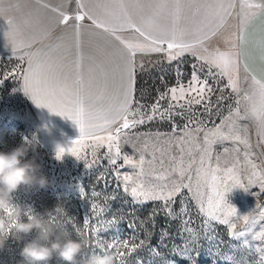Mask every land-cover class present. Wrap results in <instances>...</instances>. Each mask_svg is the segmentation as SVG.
Instances as JSON below:
<instances>
[{"label":"rangeland","instance_id":"1","mask_svg":"<svg viewBox=\"0 0 264 264\" xmlns=\"http://www.w3.org/2000/svg\"><path fill=\"white\" fill-rule=\"evenodd\" d=\"M239 11V8L236 10ZM238 15L226 26L223 37L225 40L237 30ZM142 67L137 68L136 93L133 103L142 106L141 111L151 114V107L156 103L161 94L165 98L160 100V112H164L171 101V88L179 84L188 86L192 79L195 65L196 75L200 80H207L212 89L210 96L211 111H205L204 104H193L191 111L186 108H172L171 118H161L158 114L153 119L134 128L125 130L121 136L120 149L122 155H128L133 161H138L141 155L145 158L144 174L138 168H133L122 159L114 165L111 163L107 146L93 148L95 141L85 139L81 145H75L79 152L73 154L67 151L77 139L58 137L46 132L31 117L19 91L21 74L20 60L9 55H0V150H9L17 146L24 139L37 140L38 163L43 166V172L49 179L47 188H36L32 191H20L15 197V202L24 206L27 215L45 214L46 219L57 230L65 231L72 239L87 240L88 247L84 258L90 255L112 256L113 264H120L123 259L125 264H189V260L176 254L177 250L185 248L191 252L194 264H259V255L252 254L241 247V241L234 240L228 226L217 221H212L211 226L205 224L206 217L200 213L201 197L198 192H204L206 202L210 188L204 177L198 181L197 170L201 168L200 159L204 157V169L208 170L209 163L214 169L219 165L221 171L217 173L224 179V169L236 165L237 171L242 176H247L251 168L244 159L245 152H249L251 160L264 169V152L259 144L255 126L249 120H238L230 115V110L235 108L236 94L227 87V77L220 78L217 69L209 71V65L189 54L169 61L165 53H156L145 60L139 59ZM240 73V88L247 89L248 83ZM222 97V99L218 98ZM189 99L186 97L185 100ZM185 100L179 101L184 104ZM243 111V109H241ZM129 119H133L129 117ZM235 122L241 136L247 135L251 148L246 149L243 144L233 139H220L210 137V145L204 143V131L194 133L195 140L185 136V126L195 129L202 124L205 131L214 126L222 125V130L228 132L229 126ZM245 128L247 132L245 133ZM159 133L160 135H157ZM199 145V148H197ZM59 148H64V153H58ZM181 148L184 149L181 152ZM191 148V154H189ZM207 149V150H206ZM227 149L228 151H225ZM239 149V151H235ZM155 160L152 163L148 161ZM183 156L185 177L187 183L191 177V188H182L170 203L173 217L169 214L161 201H134L130 194L131 184L126 185L125 177H131L134 182L143 181L145 186L171 184L178 178V173L172 171L179 158ZM172 157H176L173 160ZM191 162V168L188 164ZM166 179H158L160 176ZM128 188V191L125 188ZM221 192H225L222 183L218 184ZM83 188V192L80 191ZM227 201L238 209L239 215H247L253 209L256 218L254 231H259L264 225V218L257 213L264 209V189L259 185H252L248 191L234 188L229 182ZM185 208V212L181 209ZM28 217H24L27 222ZM89 221L88 232L84 234V221ZM113 221H115L113 223ZM184 221L187 227L198 234L194 244L190 233L184 230ZM251 223V221H250ZM249 225L243 221L236 222V232L244 230ZM76 228L80 229L77 234ZM96 231L93 232L92 230ZM33 232L24 241L9 237L5 248L0 251V264H22L20 255L24 244L36 237ZM127 240L129 245H143L119 257L116 248L107 249L110 243ZM99 242V243H98ZM232 257L233 259H228ZM50 264H65L58 258H53Z\"/></svg>","mask_w":264,"mask_h":264},{"label":"snow or ice","instance_id":"2","mask_svg":"<svg viewBox=\"0 0 264 264\" xmlns=\"http://www.w3.org/2000/svg\"><path fill=\"white\" fill-rule=\"evenodd\" d=\"M42 3V0H37ZM77 10L74 14L63 11L60 7H54L47 3H42L44 8L50 9L59 17L57 25L69 26L74 30L76 59L74 67L53 61L51 58H42V50L25 51L33 49L37 43L34 37L25 36L12 19L7 23L11 32L8 34L12 43L22 51L21 60L27 63V68L22 73L23 90L30 96L38 107L47 108L55 115L71 119L79 128L80 137L67 148V151L78 154L79 150L74 147L81 145L85 139L95 141L93 148L107 146L109 158L112 164H116L118 159H122L126 164L133 168H138L137 175L144 174L145 158L143 155L138 161H133L128 155H122L120 149V139L125 135V130L134 128L138 124H143L147 120L153 119L156 115L161 118H171L172 108L181 107L191 111L193 104H204L205 111H211L210 96L212 89L208 86L207 80H200L196 75L195 65L192 79L187 87L179 84L176 88H171V101L164 112H160V100L165 98V94L157 99L151 107V114H146L137 105L133 108L134 96L136 91L137 68L142 67V63L137 62V55H150L152 53H165L166 58L171 61L191 53L199 60L209 65V71L214 67L220 78L227 77V87L231 88L236 94L235 108L230 110V115L226 119H231L234 115L238 120H249L255 126L259 142L264 143V21L258 30L259 34L249 36L248 28L250 23L264 15V0H89L91 7L84 3V0H76ZM19 3L15 5H5V0H0V16L7 11L18 10ZM237 8L239 11L237 12ZM233 14L238 15L239 24L237 30L231 34L224 42L227 49L221 50L219 47L210 48L209 41L216 37L226 26L229 18ZM85 18L91 21L88 27L101 29L107 33L112 40L119 43L113 51V56L118 58L111 64L110 69L98 65L100 76L103 77V90L93 95V89L101 87L100 79L96 75H90L87 81L82 72V61L84 53L82 51L81 34L84 27ZM132 31L136 34L132 40L125 39L120 33ZM20 39L17 40L16 36ZM111 41H106V45ZM166 46V48H165ZM249 46L253 47L258 55H250ZM59 47V46H57ZM51 50V49H50ZM206 55H200V53ZM255 63L257 60L261 67L259 74L251 67L249 61ZM241 70L244 72V81L248 83L247 89L239 86ZM112 82L114 91L109 92V82ZM75 91L74 99L70 98V93ZM186 97L189 99L185 100ZM107 100V106H102L101 101ZM222 99V97L218 98ZM185 100L184 104L179 101ZM243 109V111H241ZM132 117L133 119H129ZM238 125L233 122L229 126L228 132L222 130V125L214 126L205 131L202 124H198L195 129H188L185 126V136L191 140L183 143H191L195 140L194 133L204 131V143L210 145L214 142L210 137L219 136L220 139H233L239 141L246 149L251 148L250 140L247 135L241 136L237 130ZM247 128H245V133ZM157 135H160L157 133ZM199 148V145H197ZM184 151L183 148L180 149ZM207 150V149H206ZM64 148H59L58 153H64ZM225 151H228L225 149ZM239 151V149H235ZM191 154V148H189ZM250 153L245 152L244 159L251 171L247 176H242L237 171L236 165L224 169V179L217 175L221 171L219 165L212 169L211 164L205 170L203 155L200 159L201 168L197 170L198 181L204 177L210 188L206 202L203 197L204 192H198L201 197L199 211L206 217L205 224L209 227L212 221H217L227 225L230 236L237 241H241V247L252 254L259 255V264H264V225L259 231H254L251 225H255L256 218L253 216V209L247 215H239L237 208L232 206L226 199L229 182L233 189L241 188L248 191L252 185H259V189H264V169L254 163L250 158ZM176 160V157H172ZM155 157L148 163H152ZM191 168V162L188 169ZM172 171L178 173V178L173 179L171 184L148 185L143 181L134 182L131 177L126 176V185L131 184L130 194L134 201H161L167 208L170 215L175 216L170 208V203H174V197L181 192L182 188H191V177L184 183L185 167L183 156L179 158ZM160 176L158 179H166ZM222 183L225 192H221L218 184ZM126 191L128 188L126 186ZM83 192V188H80ZM186 209L182 208L181 212ZM264 218V209L257 213ZM243 221L249 227L240 232H236V222ZM251 221V223H250ZM115 221H113L114 223ZM184 230L190 233L191 239L195 244L198 234L190 227L188 221L183 222ZM89 221H84V234L88 232ZM93 232L96 230L93 229ZM77 234L80 229L76 228ZM99 243V242H98ZM143 245H129L127 240L110 243L107 251L116 248L119 257L123 258L126 253L120 251L121 248L133 252L136 248ZM176 254L183 259L189 260V264H194L191 252L185 248L183 251L177 250ZM228 259L232 260V257ZM120 264H125L123 259ZM234 264H239L235 261Z\"/></svg>","mask_w":264,"mask_h":264},{"label":"crops","instance_id":"3","mask_svg":"<svg viewBox=\"0 0 264 264\" xmlns=\"http://www.w3.org/2000/svg\"><path fill=\"white\" fill-rule=\"evenodd\" d=\"M16 3H19L20 5L18 10L13 8V10L7 11L3 16H0V55H9L20 60L21 74L19 91L33 120L42 129L52 135L69 139H79V128L71 119L55 115L47 108L38 107L30 96L24 92L22 73L27 68V63L20 59L22 51L17 47V45L13 44L12 40L9 38L8 34L11 32V29L7 23L8 19H12L14 24L23 30L25 36L30 35L38 41L37 43H34L33 49H27L25 51L42 50V58H51L55 62L74 67L77 50L75 47L74 30L70 27L72 21H69V26H58V15L50 11V9L44 8L42 3H47L54 7H60L63 11L69 14H74L77 10L76 0H42V3H37V0H5L6 6L9 4L15 5ZM84 3L91 7L89 0H84ZM234 15L235 14L229 18L228 23L232 21ZM261 21H264V15H261L250 23L248 28L250 38H252L253 33L257 35L259 34L258 30L261 26ZM83 23L86 27H84L81 34L82 51L84 53L82 72L86 81L90 75H96L100 79L101 87L99 89L92 90L93 95H96L103 90V77L100 76V69L98 65H102L103 67L110 69L112 62L118 59L112 55L113 51L115 48L120 47V45L118 42L112 40L107 33H103L101 29L88 27V25H91V21L87 18H85ZM226 26L216 37L207 42L210 48L219 47L221 50L227 49L228 46L224 42L225 38L222 36ZM120 35L128 40H132L136 36V34L132 31L123 32L120 33ZM16 39H20L19 35L16 36ZM106 41H111V44L106 45ZM249 53L253 56L258 55L256 50L251 46H249ZM153 54L156 53L143 56L138 54L137 62L139 59L145 60ZM186 54L193 56L191 53H185L184 55ZM200 55H206V53L201 52ZM202 62L205 63L204 61ZM249 63L251 67L257 71V74H259V68L261 67L259 61L257 60L253 63L250 60ZM241 72L244 74L243 70H241ZM109 84L110 86L108 91H114V86L111 81ZM75 96L76 93L73 90L70 93V98L74 99ZM107 103L106 99L100 102V104L105 107L107 106ZM259 144L264 152V143L259 142Z\"/></svg>","mask_w":264,"mask_h":264},{"label":"clouds","instance_id":"4","mask_svg":"<svg viewBox=\"0 0 264 264\" xmlns=\"http://www.w3.org/2000/svg\"><path fill=\"white\" fill-rule=\"evenodd\" d=\"M39 147L37 140L24 139L9 150H0V251L10 236L24 241L35 232L36 237L26 242L20 252L22 264H50L53 258L65 264H113L112 256L84 258L87 240L72 239L69 233L53 227L46 213L27 215L24 206L15 202L20 191L49 186L43 166L38 163Z\"/></svg>","mask_w":264,"mask_h":264},{"label":"built area","instance_id":"5","mask_svg":"<svg viewBox=\"0 0 264 264\" xmlns=\"http://www.w3.org/2000/svg\"><path fill=\"white\" fill-rule=\"evenodd\" d=\"M165 48H166V46H165Z\"/></svg>","mask_w":264,"mask_h":264}]
</instances>
